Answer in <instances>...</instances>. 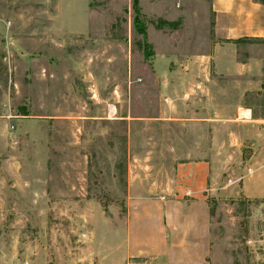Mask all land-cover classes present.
<instances>
[{
	"label": "rangeland",
	"instance_id": "rangeland-1",
	"mask_svg": "<svg viewBox=\"0 0 264 264\" xmlns=\"http://www.w3.org/2000/svg\"><path fill=\"white\" fill-rule=\"evenodd\" d=\"M133 2L0 0V264H120L127 196L167 193L198 160L208 264H264V201L232 193L256 149L217 155L229 126L182 121L236 102L264 118V40L239 42L256 75L213 76L211 0Z\"/></svg>",
	"mask_w": 264,
	"mask_h": 264
},
{
	"label": "crops",
	"instance_id": "crops-1",
	"mask_svg": "<svg viewBox=\"0 0 264 264\" xmlns=\"http://www.w3.org/2000/svg\"><path fill=\"white\" fill-rule=\"evenodd\" d=\"M211 10L221 40L215 45L211 57L223 64L222 68L212 71L213 76L238 78L240 75H256L255 57L248 56L243 62L238 60L239 42L264 40V0H211ZM191 73L193 71L187 74L192 76ZM197 76L205 77V70L198 71ZM195 82L189 92H185V97L189 98L190 94L204 88L203 82ZM230 107L234 111L227 119L189 117L182 121L191 126H206L208 123L229 126L223 140L231 144L224 143L223 152L217 155H226V150L239 151L244 145L255 148L249 174L232 193L238 194L236 197L264 201V118L254 117L250 105L236 102ZM256 127L261 128L262 134ZM258 133L262 135V144L256 148L253 141ZM210 168L206 160L183 163L176 173V185L167 193L157 197L127 196L124 228L119 235L120 264H208L211 248Z\"/></svg>",
	"mask_w": 264,
	"mask_h": 264
},
{
	"label": "built area",
	"instance_id": "built-area-1",
	"mask_svg": "<svg viewBox=\"0 0 264 264\" xmlns=\"http://www.w3.org/2000/svg\"><path fill=\"white\" fill-rule=\"evenodd\" d=\"M249 172H250V170H249ZM138 264H146V263H144V262H140V263H138Z\"/></svg>",
	"mask_w": 264,
	"mask_h": 264
},
{
	"label": "trees",
	"instance_id": "trees-1",
	"mask_svg": "<svg viewBox=\"0 0 264 264\" xmlns=\"http://www.w3.org/2000/svg\"><path fill=\"white\" fill-rule=\"evenodd\" d=\"M133 5H135V0H134V2H133Z\"/></svg>",
	"mask_w": 264,
	"mask_h": 264
}]
</instances>
